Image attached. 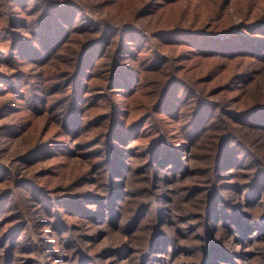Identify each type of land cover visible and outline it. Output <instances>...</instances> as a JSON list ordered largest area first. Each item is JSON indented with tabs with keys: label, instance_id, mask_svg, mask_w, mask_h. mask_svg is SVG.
<instances>
[{
	"label": "trees",
	"instance_id": "obj_1",
	"mask_svg": "<svg viewBox=\"0 0 264 264\" xmlns=\"http://www.w3.org/2000/svg\"><path fill=\"white\" fill-rule=\"evenodd\" d=\"M137 1L133 13H123L117 6L119 0H0V37L5 36V46L0 48V95L6 90L10 94L0 105V118L27 110L51 112L62 125L58 137H64L36 140L33 147L25 155H21L22 166L36 163L56 152L70 154L68 150L72 149V144L81 147L85 144L87 148L96 144L95 139L75 142L81 131L91 129L92 125L97 128L100 121L110 116V112L105 111L89 113L92 103L95 98L97 101L107 100L103 105L109 101V92L124 93L125 88L132 89L136 82L135 75L144 69L140 66L143 63L139 59L145 50H149L144 53V58L148 59L146 62L143 60L146 68H161L167 62L174 68L176 57L171 48L178 42L189 44L188 52L201 53L212 60L208 72L201 78L187 75V67L180 64L176 67L177 72H172L171 76L167 72L160 83L155 106L167 111L169 114L164 116L169 117L170 121L184 122L180 139L170 127L160 123V117L154 121L158 128L156 132L159 133H152V141L133 152L128 151L138 145L136 141L128 147H122L107 139L103 158L94 163L96 170L106 164L111 167L106 184L103 177L96 183L99 190L101 188L103 191L84 190L81 194L74 193L68 197L52 195L46 185L30 182L26 176L19 177L15 165L0 159V210L4 202L16 194V200L32 199L38 208L46 209L49 214L51 201L66 209L67 219L71 216L78 219L80 215L87 214L94 222L110 213L108 224L116 226L122 222L123 229L120 232L126 234L128 243H131L134 237L130 233L135 229L132 227L138 224L139 215L145 214L143 212L153 205L152 201L147 200L146 193H142L144 185L135 183L136 178L145 172V165L138 167L136 161L145 156L147 163L152 166V178L149 180L145 177L153 186L156 202L166 201L167 191L170 189L168 182L179 190H185L184 196L201 208L199 216L206 224L195 227L204 234L199 236L204 242L198 254V264L234 260L230 258L239 255L230 248L229 240L240 243L252 241V234L264 238V159L245 137V134L254 135L255 139L264 137V97L259 93L252 98L253 95L245 90L250 89L247 83L254 76L256 66L264 65V11L256 8L257 6L241 7L237 4L238 0H212L209 13L199 12L200 15L196 13L192 18H187L184 16L187 9L181 6L176 20L165 19L166 22H161L167 6L178 0ZM237 18L240 20L236 21ZM179 36L184 39H179ZM62 58L63 62L73 68L60 70L57 67L52 70ZM19 62L26 65L30 62L37 71L33 72L24 64L19 66ZM229 64H235V69L223 81L224 70ZM46 72L61 78L46 83ZM30 76L42 79L35 84L30 81ZM97 78L106 80L98 84ZM23 79L26 80L24 88L21 87ZM96 88L103 91L95 92ZM106 89L107 93L104 91ZM234 90H240L239 95H227L228 91ZM100 94L102 95L97 97ZM40 103L44 108H39ZM117 106L115 103L111 108V136L114 135L120 142H127L135 134V139L149 136L151 132L147 130L142 134V130L156 113L149 114L144 120H132L127 127L117 119ZM22 114L29 116L28 113ZM32 120H5L0 124V133L17 136L27 129ZM213 128H219L215 135ZM241 131L245 132L244 137L240 134ZM212 135L218 136V140L214 139L213 146H210L213 152H207L211 156L210 163L203 168L196 165L193 167L192 148L209 140ZM65 137L71 138L74 143L65 140ZM96 148L95 152L99 147ZM95 152H88L87 157L99 154ZM123 155L130 161L122 158ZM230 173H233L230 176L233 182L228 181ZM197 174H207L205 182H194L198 178V181L202 179L196 177ZM21 186H31L28 195H21ZM121 190L129 191L124 194L125 198L122 196L123 201L119 204L117 199ZM85 200H98L99 206L94 210L97 212L87 210L83 204ZM61 208L56 211L59 216H53L52 220L59 229V222H62ZM169 210L172 211L171 214H176L172 208ZM187 211V216L192 213L191 210ZM127 212L128 216L125 215ZM163 213L159 210L152 217L155 229L144 236L145 247L139 249L142 254L138 264H159L156 261L161 258L154 256L153 250L162 248L157 243H167L165 228L168 222L163 220ZM1 214L3 213L0 212V216ZM30 218L27 216L25 225L21 224L25 222L23 220L2 232L0 244H6L10 240V246L0 264H10L17 260L16 234L20 225L25 228ZM34 232L36 238H40L39 231L34 228ZM26 235L27 233L24 234V245H30L38 253L36 264H50L48 259L45 260V251L38 249L39 241L31 232ZM130 245L124 244L120 249L125 252V247L131 248ZM195 246L198 245L194 242L183 244L186 249ZM82 255L79 264H90L86 260L88 254L83 251Z\"/></svg>",
	"mask_w": 264,
	"mask_h": 264
},
{
	"label": "rangeland",
	"instance_id": "obj_2",
	"mask_svg": "<svg viewBox=\"0 0 264 264\" xmlns=\"http://www.w3.org/2000/svg\"><path fill=\"white\" fill-rule=\"evenodd\" d=\"M234 1V0H233ZM138 4L137 0H119V3L117 6L120 7V11L123 13H133L136 5ZM237 4L241 5V7L244 8H253L257 6L256 8H260L261 11H264V0H238ZM184 6L186 7V11H184V16L187 18H192L193 15L199 12L201 13H209V9L212 6V0H178L177 3L173 2L170 4V6H167V9H165V13L162 16L163 20L161 22H166V20L174 19L176 20L180 14L181 11L180 7ZM234 7V6H233ZM232 8V7H231ZM166 19V20H165ZM240 18H237L236 21H239ZM7 37V36H6ZM4 39L5 36L0 37V48H4ZM179 39H184L183 36H179ZM175 46H172V51L176 57V61L174 62V68L171 67L170 62H167V64H164L159 67H151L146 68L145 62L146 60L144 58V53H147L149 50H145L143 54H141V58L139 61L142 64L140 66H143L144 69L139 71L135 75V84L133 85L132 89L125 88V92H109L108 98L109 101L102 105L107 100H94V102L91 105V110L89 113H95L98 111H105L110 112V116L105 117L103 121H100V123L97 125V128L85 129L84 131H81L79 133V136L77 139H75L76 143H82L87 142V140L95 139L96 144H94L92 147L87 148L85 147V144L83 147L81 146H75L74 144L71 145L72 149L68 150V153L70 154H59L55 153L50 157L40 159L36 163H27V166H22V156L25 155V152H27L29 149H31L33 144H35L36 140L42 141V140H50V139H59L64 138L62 135L61 137H58L62 130V125L58 120H55V118L52 116L51 112L47 111H22L20 114L16 113L14 116H3L0 118V124L3 121H12V120H19V121H25V120H32V123H29L27 129L25 128L23 133L18 134L17 136H9L4 135L2 132L0 133V159L8 164L15 165L16 172L18 173V176H26L27 179L30 182L36 181L37 183H41L42 185H46V187L50 190V194L55 196H63L65 197L70 196L71 194H77L82 193L84 190L86 191H95L99 192L102 190L99 187L96 186L98 183L97 181L103 177V182L106 184V178L109 176V170L110 165H103L102 168L96 170L94 163L99 160V158H103L104 154V147L106 140L114 141L116 142V145L119 143L122 147H128L130 144H132L134 141L138 143V145H135L134 147H129V153L133 152V150L140 149V147L148 145L152 139L153 136L152 133H159L156 132L158 128L155 126L157 124L155 121L156 118H161L160 123L164 125L165 127H170L172 131H174V134L177 135V138H181V134L183 132V121H170L169 117H165L164 115L169 114L167 111H162L160 107L157 105L155 106V103L157 102V98L160 93V83L163 82V80L166 77V73L169 72V75L171 76L172 72H177L176 67L177 65H185L187 67L186 74L193 77V78H201L204 76L207 72L210 66L212 65V60L202 56L201 53H190L187 51V49L190 47L189 44L184 42H178L174 44ZM140 57V54H139ZM187 57V59L185 58ZM66 58V57H63ZM62 60H58L55 63V67L52 68V70H55L57 67H60V70L64 69H71L73 68L72 65H68ZM130 61H132V57H130ZM127 59V58H125ZM145 60V62L143 61ZM19 66H23L24 62L17 63ZM26 65V64H24ZM148 66H150L147 63ZM147 66V67H148ZM27 68H30L33 70V72L37 69L35 67H32L30 62L26 65ZM32 67V68H31ZM58 69V70H59ZM172 69V70H171ZM235 69V64H229L223 73V81H225L231 72H233ZM241 69V68H240ZM50 70V69H49ZM50 70V71H52ZM170 70V71H169ZM184 71V70H183ZM255 74L252 78H250L249 82L247 83L249 86V90L245 89L248 94L253 95V97L256 96V94L261 93V96L264 97V65H257L254 69ZM60 73V72H57ZM32 75V73H31ZM168 75V76H169ZM46 78V83H51L56 79L61 78L58 76L56 78V74L50 75L49 72H46L44 75ZM42 78H36L33 76H30V81H34L35 84L38 83L39 80ZM106 78L104 80H101L97 78V83H103L105 82ZM23 84L21 85L22 88L26 86V80H22ZM211 84H208V86ZM27 88V87H26ZM100 88H96L94 91H103V89L99 90ZM243 89V88H242ZM241 89V91H242ZM106 93L108 92V89L104 90ZM240 90H234V91H228L227 95L234 97L235 95H239ZM242 93H245L243 91ZM241 93V94H242ZM10 94L6 91L0 95V105L4 103V100L7 99V97ZM102 94L98 95L97 97H100ZM117 104V110L119 113L118 115V121H122L123 125H128L129 127L132 120L137 119H146L149 114H154L151 116V118L148 120V124L143 128L142 134H145V132L148 130L150 133L149 136H146L144 138L137 137L136 139L133 137H136V134L134 136H131L127 142H120L117 138H114L115 136H111L109 134L110 127H111V113H112V106L113 104ZM39 108H44L43 104L40 103ZM17 109V108H14ZM152 111V112H151ZM45 112V113H43ZM22 113H28L29 116L22 114ZM29 122V121H28ZM158 122V121H157ZM89 127V126H88ZM87 127V128H88ZM97 129V130H96ZM153 129V130H152ZM99 131H101L99 133ZM213 131L217 133L219 131V128H213ZM255 135H258V133L254 132ZM240 134L244 137L245 132H240ZM96 135V137H95ZM211 136L209 140H205L202 144H198L197 147H193V167L196 165L203 168L207 165L209 162V157H211L208 154H211L213 152V149L210 147L213 146L214 139L218 140V136ZM245 137L255 146L256 150L260 152L264 159V137L261 138H254V135L251 134H245ZM112 138L114 140H112ZM116 139V140H115ZM261 139V140H259ZM65 140H70L72 142L71 138H66ZM90 141H88L89 143ZM74 143V141L72 142ZM92 144V143H91ZM113 144V143H111ZM90 145V144H89ZM115 145V144H114ZM89 147V146H88ZM98 151L95 152L94 150ZM95 152L99 154L91 155L90 158L87 157L88 152ZM22 155V156H21ZM205 155V156H204ZM125 158L123 155L122 158ZM19 158V159H18ZM126 161H130L129 158H125ZM137 162V163H136ZM136 166L143 167L145 165V172H142V176L136 178L135 183L144 185V191L142 192L143 195L146 193L147 200L152 201L153 205L152 207H149L145 210V214L139 215L138 224L135 227H132L134 230L132 233H130L131 237H134L133 242L128 243L126 234L120 232L123 229V223H117L116 226H112L108 224L109 221V214L105 216V218H102L101 220L94 221L91 219L89 215L86 214V216L80 215L78 219L75 217H69L68 219L65 217L66 215V209L61 208V206L56 205L55 203H52L50 201V214L46 213V209L43 210L41 207H37L33 202L32 199L23 200L22 198H19L16 200V194L12 196V198L9 199V201H5L4 205L1 207L0 212L1 214V225H0V237L2 235L3 231H7L10 226L15 225L17 222L25 221L24 223H21L22 225H25L27 216L31 217L29 219V223L27 222L26 227L23 228L20 225V228L16 234V240H15V248L16 250V261L11 262L10 264H36L38 255L37 252H35L30 245H24L25 239L24 234L29 232L32 233L33 237L36 238V234L34 232V228L39 231L40 238L37 239L40 244H37L38 249L40 251H45V260L50 261V264H79L80 260H82V252H86L88 254L86 260L90 264H132V262H135L134 264H138L139 258L141 257L140 254V248L144 246V236L149 235V232H152L151 230H154L155 227H153V220L152 217L155 215L159 210H162L163 213V220L167 223V228H165L168 236H166L167 243H157L156 245L162 246V248L154 251L153 255L156 257H160L161 259H157L156 263L159 264H198L197 258L199 257L201 244L204 242L202 238H200V232L201 230L197 231L196 226L200 224H206L200 214V209L198 205L193 203V201L188 200L185 194V190H179L177 187H173V184H168L167 186L170 187L168 189V197L165 200H161L160 202H156V196L154 194V191L152 190L153 186L150 184V178L152 173V166L147 163V160H145V156L143 159L136 161ZM104 163V162H102ZM157 167H160L157 165ZM162 170H165L164 168H161ZM233 174V173H232ZM231 173L228 175V181H234L233 178L231 179L230 176ZM150 175V176H148ZM98 176H100L98 178ZM149 178L148 181H146V177ZM206 175H199L197 174L196 177H201L202 179L200 181L199 178L197 181L203 183L205 182L204 178ZM97 183V184H96ZM184 184V183H183ZM29 185V184H28ZM171 185V186H170ZM29 187L31 186H21L19 188L21 195H28V192L30 191ZM95 187V188H94ZM182 187V186H180ZM173 188V189H172ZM172 189V190H171ZM178 190V191H176ZM103 191V190H102ZM129 190H125L124 192L121 190L119 192L120 196L117 199V202L119 203L122 200V196L124 197V194L128 193ZM234 193V192H232ZM182 196V197H181ZM184 196V197H183ZM171 197V199L169 198ZM172 197H174L172 199ZM18 198V195H17ZM125 198V197H124ZM123 198V199H124ZM59 199V198H58ZM133 199H138L137 197H133ZM170 199V201H169ZM66 201V200H65ZM85 200L83 202L84 206L87 210L91 212H97L94 211L99 206L98 200ZM67 203V202H66ZM166 203V206H165ZM120 204V203H119ZM119 204H117L119 206ZM164 206V207H163ZM61 208V217L62 222L66 225H63L62 222H59L60 229L56 224H53V216H59L58 213H56L58 208ZM118 209V207H116ZM169 208H172L176 214H171L172 211L169 210ZM106 209V208H105ZM187 209L192 213H189L190 215L187 216ZM107 210V209H106ZM48 212V211H47ZM104 212V211H103ZM132 214L131 212H129ZM128 216V212L125 214ZM143 215V216H142ZM179 215V217H178ZM180 215H183L182 217ZM181 218V219H178ZM111 219V218H110ZM32 221V222H31ZM71 226H70V223ZM33 223V224H32ZM68 226V228H67ZM70 227V228H69ZM126 227V225H125ZM177 227V231H176ZM23 229V230H21ZM21 230V232H20ZM225 231V230H223ZM127 233V232H125ZM237 233V232H236ZM26 235V236H27ZM143 235V236H142ZM204 235V234H201ZM253 235L252 241H246L244 243L236 242L229 240L228 244L233 251H236V253L239 256L233 257L228 253L229 256H232L230 259H234L231 261H222V260H216V264H264V238L257 237L256 234ZM216 236L220 237V235ZM175 240V242L173 240ZM221 239V237H220ZM1 243L2 247H0V261L2 259V256L7 252L9 249V242ZM185 242H194L196 245L194 248H184L183 244ZM38 243V242H37ZM0 244V245H1ZM124 244H128L131 246V248L125 247L123 252V249H120L121 246ZM174 244V246H172ZM178 245V247H175V245ZM200 244V245H199ZM39 246L41 248H39ZM145 247V246H144ZM175 247V248H174ZM120 249V250H119ZM133 249H136L133 251ZM154 249V248H153ZM14 251V249H11ZM51 252V253H49ZM61 255L58 256L57 255ZM151 253V251H150ZM57 256H56V255ZM226 254V253H225ZM48 255V256H47ZM82 255V256H81ZM81 256V257H80ZM153 256V257H154ZM91 259V260H90ZM228 259V258H227ZM159 260V261H158ZM42 263H44V259L41 260ZM163 263H162V262ZM233 261V262H232Z\"/></svg>",
	"mask_w": 264,
	"mask_h": 264
}]
</instances>
